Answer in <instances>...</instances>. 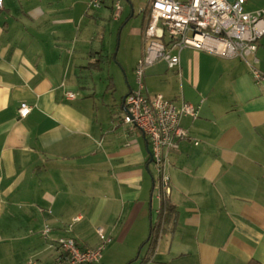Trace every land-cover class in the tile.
Here are the masks:
<instances>
[{
    "label": "crops",
    "instance_id": "crops-1",
    "mask_svg": "<svg viewBox=\"0 0 264 264\" xmlns=\"http://www.w3.org/2000/svg\"><path fill=\"white\" fill-rule=\"evenodd\" d=\"M88 1L3 0L0 8V264H53L46 224L52 237L84 247L98 245L103 227L111 240L97 264H264V81L240 58L189 48L176 68L145 69V95L194 109L166 166L174 224L149 252L141 244L158 219L159 180L146 136L122 121L144 48L136 46L133 66L118 61L123 84L99 35L111 1L96 10ZM144 27L129 28L142 44ZM255 57L264 73V36ZM21 102L31 107L23 118Z\"/></svg>",
    "mask_w": 264,
    "mask_h": 264
},
{
    "label": "built area",
    "instance_id": "built-area-1",
    "mask_svg": "<svg viewBox=\"0 0 264 264\" xmlns=\"http://www.w3.org/2000/svg\"><path fill=\"white\" fill-rule=\"evenodd\" d=\"M106 0H89L88 9H98ZM111 1V18L116 20L122 12V0ZM264 1V0H263ZM247 0H149L140 12L146 14L143 29L144 52L134 67L135 89L123 100V123L140 130L147 138L151 163L158 176L157 197L169 196L170 177L166 171L169 153L188 134L181 126V118L192 115L194 109L188 102L175 104L162 94H144L145 69L164 61L168 68L179 66V55L185 48L204 51L223 58L237 57L250 67L255 82L264 81V73L255 66L258 41L264 36V7L247 10ZM3 0H0V8ZM67 97L74 94L69 92ZM31 110L26 102L17 109L19 117ZM194 141V144H197ZM50 214L51 211L47 210ZM79 216L72 218V221ZM71 223L68 224V227ZM45 225L42 236L55 252L53 264H97L102 250L111 238L103 227L95 229L98 245L84 247L71 236L50 235Z\"/></svg>",
    "mask_w": 264,
    "mask_h": 264
},
{
    "label": "rangeland",
    "instance_id": "rangeland-1",
    "mask_svg": "<svg viewBox=\"0 0 264 264\" xmlns=\"http://www.w3.org/2000/svg\"><path fill=\"white\" fill-rule=\"evenodd\" d=\"M148 1L149 0H122L121 4L123 7V11L118 21H114L109 16L101 19L102 24L105 25L106 28L104 27L100 28L99 35H101V33L105 35L104 46L105 48L106 47L110 48V51L107 54L109 63L112 68L114 66L117 67V69L121 74L123 84H124L123 72L118 61L123 59L126 65L133 66L136 57V46L138 45L139 47H141L143 45L144 48V41L142 44V41L138 40L137 38H134L129 32V28L131 26L141 25L142 22H143V27L146 26L147 23L146 14L142 12L138 14L136 10H139V8L145 6V4H147ZM131 9L135 11V14H133V16H130ZM90 10H94V9H90ZM127 18L128 20L126 21L125 25H122ZM144 78H145V74H144Z\"/></svg>",
    "mask_w": 264,
    "mask_h": 264
},
{
    "label": "trees",
    "instance_id": "trees-1",
    "mask_svg": "<svg viewBox=\"0 0 264 264\" xmlns=\"http://www.w3.org/2000/svg\"><path fill=\"white\" fill-rule=\"evenodd\" d=\"M176 215L175 206L169 201L168 196L161 193L159 201L158 219L152 223L149 228V234L141 247L145 244L148 245L149 252H152L160 233L166 228V225H173ZM245 264H260L258 261L251 259Z\"/></svg>",
    "mask_w": 264,
    "mask_h": 264
},
{
    "label": "water",
    "instance_id": "water-1",
    "mask_svg": "<svg viewBox=\"0 0 264 264\" xmlns=\"http://www.w3.org/2000/svg\"><path fill=\"white\" fill-rule=\"evenodd\" d=\"M126 95H127V94H126ZM126 95L123 97V100H124V98L126 97ZM147 151H148V154H149V157H150V161H151V152H150L149 149H147Z\"/></svg>",
    "mask_w": 264,
    "mask_h": 264
}]
</instances>
